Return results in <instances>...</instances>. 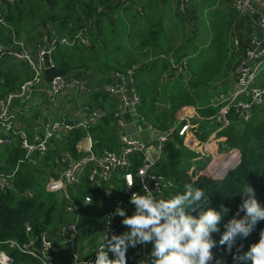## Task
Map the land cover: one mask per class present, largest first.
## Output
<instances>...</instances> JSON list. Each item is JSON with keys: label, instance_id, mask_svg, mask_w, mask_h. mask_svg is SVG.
<instances>
[{"label": "built area", "instance_id": "built-area-1", "mask_svg": "<svg viewBox=\"0 0 264 264\" xmlns=\"http://www.w3.org/2000/svg\"><path fill=\"white\" fill-rule=\"evenodd\" d=\"M18 1L0 0V23L7 29L6 36L0 38V63H4L6 69L11 66H22L26 69L18 88L0 95V191L9 192L14 189L17 169L12 174L1 171L2 154L8 147L19 144L25 152L21 162L38 166L51 150H56L54 147L56 141L66 138L77 129L85 131L86 135L77 144L78 157L63 148L58 149L59 158L53 171L56 175L50 179L53 181L48 183V192L59 193L64 198L67 221L50 232H44L38 238L31 239L28 243L0 242V264H15L13 251L35 259L39 264H63L66 257L73 258L74 264H94L96 253L105 236L111 238L114 234L120 235L116 224L122 217L112 215L116 209L102 213L103 230L99 242L92 249L84 245L79 251L78 240L82 230L83 211L73 199L71 190L73 189V194L78 191L82 179L86 177L89 185L95 189L102 184L109 186L107 197H114V202L117 201L116 208L122 207V198L129 200L132 192L143 194L145 184L149 188L158 185L159 193L165 198L163 190L168 183L163 177L153 175L152 171L165 158L166 143L172 141L175 136L183 138L185 146L198 142L195 129L200 127L205 119L197 108H185L179 111L181 115L178 123L171 124L166 130L149 126L154 137L150 144L125 134L126 117L146 123L139 114L143 93L138 85V73L145 64L167 59L169 55L154 54L151 49H147L146 58L128 65L123 70L113 71L101 80L95 81L88 74L68 72L67 76L56 77L48 83L45 81V72L48 69L44 63L45 56L50 58L51 67L61 68L54 61L59 48L92 49L100 40L97 23L83 17L80 21H71L64 32L48 22L34 23L33 32L37 40L31 44L27 38L18 37L5 19L7 9L14 8ZM183 1L189 3V0ZM231 2L238 15L259 20V34L250 37L249 48L242 61L231 73L228 82H223L230 84V90L223 93L219 90L218 96L209 105L219 110L213 118L217 129L209 140L203 141L200 148L196 149L198 157L196 160L206 159L208 162L206 168L198 171L197 175L206 173L215 180L224 179L227 173L240 164L239 150L228 146L226 141L225 144H220L218 134L234 122L240 124L248 122L253 117L255 109L264 110V84L259 81L261 73L264 72V0ZM120 3L123 8H129L132 1L120 0ZM97 8L99 12L105 9L99 3ZM135 10L144 16L142 8L135 7ZM233 42L234 47L239 49V40L234 39ZM178 69L184 73L188 71L187 62H183ZM183 78L186 82L189 81L188 76L185 75ZM6 84L7 79L0 77V89ZM22 103L27 104L32 110L43 112L44 121L37 124L32 134L18 125L19 104ZM112 104L116 106L114 115L118 147L109 150L100 147L93 140L89 129L110 113ZM64 108L72 113H86V118L82 121L68 122L66 115H62ZM50 113H54V117L58 118H49ZM219 145L224 147L222 152ZM137 161L139 165L136 166ZM114 177H117L115 185ZM114 187L121 190L120 199L114 193L111 194ZM25 195L29 198L34 196L30 191ZM92 202L91 196L85 197V206L91 205ZM27 232H31L30 227L27 228ZM4 245L7 246L6 249L3 248ZM143 247L146 256V246ZM210 264H215V260Z\"/></svg>", "mask_w": 264, "mask_h": 264}, {"label": "trees", "instance_id": "trees-1", "mask_svg": "<svg viewBox=\"0 0 264 264\" xmlns=\"http://www.w3.org/2000/svg\"><path fill=\"white\" fill-rule=\"evenodd\" d=\"M97 1L104 11L99 12ZM210 7L215 5V0H204ZM120 0H19L14 8L7 9L5 19L13 27L18 37L21 35V27L27 17L29 23L26 29L33 28V24L42 21L53 24L61 32L67 30L71 21H80L86 17L89 21H96L99 30L100 40L103 41L101 17L106 16L111 10L122 11ZM126 10H124L125 12ZM41 13V18L36 17V13ZM132 20L139 16L135 13L125 12ZM39 16V15H38ZM213 37L208 48L198 50L192 48L183 54L190 56V67L194 70L192 77L186 82L181 77L178 80L168 83L162 82L160 69L166 67L152 64L148 65L145 75L142 72L139 81V88L143 92L142 103L139 107V114L145 121L160 130H166L174 121L180 110L186 107H196L200 115L205 119L200 127L195 129V134L200 141H206L210 134L217 129V124L213 118L217 115L218 109L209 107L214 96L218 91V84L227 81L230 74L235 70L232 63V53L229 46V37L234 24V16L219 15L218 11H211ZM145 19L144 31L138 32L137 37L141 38L138 49L147 47L159 50L165 34V16H148ZM124 22L118 20V23ZM117 23V24H118ZM116 26L113 29H119ZM114 30L113 32H117ZM112 31V30H111ZM7 29L0 23V38H4ZM98 41V42H99ZM96 46V45H95ZM92 49H82L78 47H61L57 50L54 61L59 67L69 73L88 74L95 81L107 77L114 71V67L108 63L101 53L94 52ZM123 69V68H122ZM149 71L154 74H149ZM26 69L22 66H11L6 69L4 63H0V77L7 79V84L1 89L0 95L6 94L19 87ZM20 82V84H18ZM215 94H214V91ZM212 99V100H211ZM115 104L111 105L110 113L104 117L97 125L89 129L93 140L105 149L113 150L118 146V133L116 131V118L114 111ZM86 132L77 129L66 138L56 141L54 147L46 158L38 166H32L24 159L25 152L19 144H15L6 149L2 154L1 171L12 174L16 169L14 177V189L9 192L0 191V242L16 241L18 243H28L31 239H36L44 232H50L55 227L67 221L64 212V198L59 193H51L45 190L44 184L50 179L55 163L59 158V148L71 152L78 157L77 144L85 137ZM226 138V144L240 152V164L222 180H213L206 175L197 178V172L203 168L202 161L194 162V157L187 155L183 138L175 136L172 141L165 145V158L158 163L152 171L153 175L163 177L168 183L164 187L165 198H170L176 193L182 192L187 183H192L195 187L205 191V195L211 207L219 210L220 205L230 208L232 211L229 217L235 214L238 205L241 203V196L246 185L251 186L256 192V198L264 205V110H254L253 117L243 124L234 122L229 128L220 132ZM204 163V162H203ZM139 161L136 162V166ZM195 166V167H192ZM51 172V173H50ZM27 191L33 193L29 198L25 194ZM73 199L82 207L81 225L82 230L78 240L79 251L84 245L91 249L99 242L103 230V222L99 211L108 212L116 209V202L110 203L107 195L91 187L87 178L82 179V185L73 194ZM115 194L120 199L122 192L116 189ZM92 197V204L84 205V199ZM122 207L131 215L134 206L129 204L127 198H122ZM243 215V213H241ZM119 218L116 224L121 233L127 231L122 226ZM221 223V232L223 223ZM31 232H27V228ZM264 228V221L259 222L254 231L246 241L245 251L248 246L258 241V232ZM213 239L217 241V247L212 249L216 260L233 264L232 256L226 254V248L219 246L220 234L214 233ZM3 248H7L6 245ZM151 250V245L146 246V254ZM234 251V250H233ZM144 247L138 245L137 248H129L127 252V264H136L137 260L144 258ZM140 253V255H137ZM15 264H39L35 259L13 251ZM109 258H114L109 254ZM63 264H74L73 258L66 257Z\"/></svg>", "mask_w": 264, "mask_h": 264}, {"label": "clouds", "instance_id": "clouds-1", "mask_svg": "<svg viewBox=\"0 0 264 264\" xmlns=\"http://www.w3.org/2000/svg\"><path fill=\"white\" fill-rule=\"evenodd\" d=\"M129 204L134 206L131 215L120 206L112 214L123 218L121 224L127 231L111 238L105 236L94 264H127L129 248L149 244L151 250L136 264H210L214 260L215 264H226L216 260L212 252L217 247L214 233L220 234L219 246L226 248L233 264H264V228L258 232V241L245 251L244 241L264 221V205L249 185L245 186L241 203L231 218L230 208L223 204L219 210L211 207L205 191L192 183L167 199L159 193L158 185L149 188L145 184L143 194L132 192ZM109 253L114 258L110 259Z\"/></svg>", "mask_w": 264, "mask_h": 264}, {"label": "crops", "instance_id": "crops-1", "mask_svg": "<svg viewBox=\"0 0 264 264\" xmlns=\"http://www.w3.org/2000/svg\"><path fill=\"white\" fill-rule=\"evenodd\" d=\"M131 1H132V3H131V6L129 8H124L122 11L121 10L120 11L111 10V12L107 13L106 16H104V17L102 16L101 19H102L103 27L105 26L107 19L109 20V22L112 26H114V24L118 23V20H123L125 22L126 17H128L127 15H124V13L126 11L129 13H135L140 17H144V16H149L148 12L154 13L156 10H158V16L159 15L165 16V19H166L165 24H166V23H168L167 17H168V15H170V14H168L167 11L171 12L172 10H176V12L179 14V16H182L186 19H190L191 22H194L193 20H194V18H196V15H198V16H203L205 14L211 15V11H213V10L220 12L221 15H225V14H223V12H225L224 10H226L227 7H229L233 12V13L230 12L229 14L232 13V15L234 16V24H233V28L231 31V35L229 37V46H230V50L232 53V63L234 64V68H236L239 65V63L242 61V59L245 55V52L249 48L250 37L253 35V34H251V32L253 31V28H258V30H259V20L256 19L255 17H248V16L243 17V16L238 15L235 12V10L233 9L231 0H215V5H213V7H210L208 5V2H206L204 0H189V3H185L183 0H154L153 5L151 4V5L147 6L146 8L143 4L140 3V0H131ZM225 1H228V3L225 4ZM197 2H199L202 5L201 11H197V8H198L197 4H196ZM135 7L142 8L144 10V13H145L144 16H141L140 14H138L135 10ZM124 10H126V11L124 12ZM250 26L252 27L251 30H249ZM34 34L35 33L33 32V28H31V29H29V35L23 34L22 37L27 38L28 42H30L32 44L35 41ZM257 34H259V31ZM234 39L239 40V43H240L239 49H236L234 47V42H233ZM101 43H102V41H99L95 47L97 48L98 46H101ZM203 48H205V47L203 46ZM147 49H151L150 51H152L154 54L165 53V54L169 55L167 59L163 60L164 62L157 63L158 62L157 61V62L153 63V64H157V65H161V66L166 67L165 69L162 70V74H161L162 82L164 81V82L171 83V82L178 80L181 77H184L185 75L188 76L189 78L192 77V74H190V71H194V70H192L190 67V59H191L190 56H180L176 52L171 53V52H169L172 50L171 48L168 49L169 51H166V48L154 50L153 48L147 47L144 49L143 48L139 49L143 53L138 56L136 61H139L141 59L143 60L144 58H146L148 56V53L146 52ZM183 62H187V65H188V71H186L185 73L179 71V69H178V66H180ZM128 64H130V62ZM128 64H126L125 66H127ZM148 65H150V67H153L152 64H145L144 66H142L140 72L137 75V81L140 79L139 77L142 74L145 75L146 70L148 69ZM146 66H147V68H146ZM145 68H146V70L142 71ZM141 71L144 73H142ZM229 78H230V76L228 77V79ZM138 84H139V81H138ZM0 91H1V93L3 92L1 89H0ZM19 106H20V110H19L18 125L20 127H23L24 129H26L29 134H32V132L34 131V128L37 126V124L44 121V119L42 117L43 112L40 110H32L29 108V106L27 104L22 103V104H19ZM186 108H193V107H186ZM64 114L66 115L65 118L68 120V122H70V121H75V122L76 121H82L83 119L86 118V113H72L70 110H68L66 108L63 109L62 115H64ZM49 118L56 119L58 117H54V113H50ZM126 123H127L126 126L129 124H132V123H134L136 125V130L138 133L137 138L142 139V140L145 139L146 142L149 144L152 143V141L154 140V137H153L151 130L149 128L150 125H148L147 122L146 123L145 122L140 123V122H138L137 119H134L132 117H126ZM219 135H220V133L218 134L217 139L220 141V144H225L226 138L219 136ZM116 180H117V177H114L113 178L114 185L117 184ZM96 189L104 192L107 195L108 190H109V186L102 184L101 186L96 187ZM115 191H116V188L114 187V189L111 190V194L112 193L115 194ZM98 213H100L103 216L102 213H104V212L99 211V209H98ZM52 236H53V234H52Z\"/></svg>", "mask_w": 264, "mask_h": 264}, {"label": "rangeland", "instance_id": "rangeland-1", "mask_svg": "<svg viewBox=\"0 0 264 264\" xmlns=\"http://www.w3.org/2000/svg\"><path fill=\"white\" fill-rule=\"evenodd\" d=\"M37 2L38 4H40L41 0H37ZM140 3L143 4L146 8L147 6L151 4L153 5L154 0H140ZM227 3L228 1H225V4ZM196 4L198 7L197 11H201L202 5L199 2H197ZM224 11L225 12H223V14L225 15H229V13L232 12V10L229 7H227V9ZM167 12L170 15H168L167 17L168 23L165 24L166 37L163 38V41L160 45V49L166 48V51H169L168 49L171 48L172 50L169 52L171 53L176 52L178 55L183 56L184 53H186L192 48H198V50H202L203 46L205 48H208L211 45L210 41L213 37V34H212L213 25L211 24L213 17L211 15L209 14H205L203 16L196 15V18H194L193 20L194 22H191L190 19H186L182 16H179L176 10H172L171 12L167 11ZM214 12L215 11L213 10V13ZM218 13L219 15H221L220 12ZM36 14H37L36 17L41 18L40 12H37ZM148 15L149 16L151 15L154 17L160 16V15L158 16V10H156L154 13L148 12ZM147 18L149 17L139 16L138 18L132 20L128 16L126 17L125 22H120L118 24L116 23L114 24V26H112L109 20L107 19L105 26L102 28V32H103L102 38H103V41H105V43L103 44L101 43V46H98L93 51L95 53L96 52L102 53L105 60L114 67V71L123 70L128 65L138 63L140 60L139 61H136V60L138 56L142 54L143 52L138 49L141 43V38L137 37V33L144 31V23H145V19ZM28 23H29V20L26 17L21 27L19 28V30H21L20 37H22L23 34L29 35V29H26V26ZM119 25H120V28L118 30L113 29ZM251 29L252 27L250 26L249 30ZM114 30H117V32H113ZM258 31H259L258 28H253V31L251 32V34L255 35L258 33ZM35 40H37V38H35ZM129 62L130 64H128ZM162 62H164L163 59L159 60L157 63H162ZM126 64L128 65L125 66ZM162 70L163 69H160V74H162ZM193 73L194 71H190V74H193ZM149 74H154V72L149 71ZM259 81L261 84H264V72L261 73L259 77ZM18 84H20V82ZM218 86H219L218 91L221 90L222 93L227 92L228 90H230L229 88H231L230 84H225L223 82L218 84ZM213 91L215 94L216 90H213ZM217 96L218 94L216 93L214 96V99H216ZM180 115H181V112L177 114V117L175 118V121L173 122V124L178 123ZM213 133L214 132H212L210 136L211 135L213 136ZM144 141L146 142L145 139ZM202 144H203V141L201 142L196 141V142L190 143L188 146L184 145L186 147L187 155H190V157L192 155L194 157L193 159L194 162L202 161L200 159L196 160V158H198L196 157V149L200 148ZM223 149L224 147L219 145L220 152H222ZM203 162H202L203 168L201 170L206 168L208 164L206 159H204ZM192 167H195V166H192ZM202 174L215 180L212 176H208L206 173H202ZM199 176L200 175H197V178ZM49 177L50 179H53L54 175L51 173ZM50 179L49 181L52 182L53 180H50ZM48 183L43 185L46 191H48L49 189ZM102 222H103V219H102Z\"/></svg>", "mask_w": 264, "mask_h": 264}, {"label": "water", "instance_id": "water-1", "mask_svg": "<svg viewBox=\"0 0 264 264\" xmlns=\"http://www.w3.org/2000/svg\"><path fill=\"white\" fill-rule=\"evenodd\" d=\"M45 66L48 68L45 72V81L46 82H51L54 78L59 77V76H67L68 72L62 68H57V67H51V62H50V58L46 55L45 56ZM125 134L133 137V138H137L138 137V133L136 130V125L134 123L129 124L125 127L124 130ZM114 197L111 196L109 198V202H113Z\"/></svg>", "mask_w": 264, "mask_h": 264}]
</instances>
